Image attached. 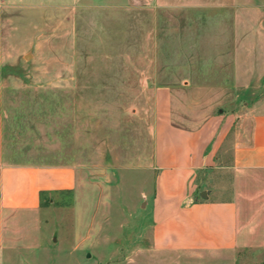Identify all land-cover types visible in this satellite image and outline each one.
<instances>
[{
  "label": "rangeland",
  "instance_id": "obj_1",
  "mask_svg": "<svg viewBox=\"0 0 264 264\" xmlns=\"http://www.w3.org/2000/svg\"><path fill=\"white\" fill-rule=\"evenodd\" d=\"M3 10L5 160L76 172L75 191L43 210L51 242L39 264H140L128 258L149 245L155 92L211 74L208 86L228 88L215 100L223 112L264 103V83L236 100L223 82L237 33L264 44V0H5Z\"/></svg>",
  "mask_w": 264,
  "mask_h": 264
},
{
  "label": "crops",
  "instance_id": "obj_2",
  "mask_svg": "<svg viewBox=\"0 0 264 264\" xmlns=\"http://www.w3.org/2000/svg\"><path fill=\"white\" fill-rule=\"evenodd\" d=\"M254 34L237 33L232 78L223 79L236 100L257 96L264 83V44L253 43ZM206 75L203 85L155 92L150 238L131 263L262 264L255 258H264V103L227 114L215 100L228 88L208 86L214 76ZM75 189L71 166L6 161L0 130V264H39L51 242L43 210L53 195Z\"/></svg>",
  "mask_w": 264,
  "mask_h": 264
}]
</instances>
